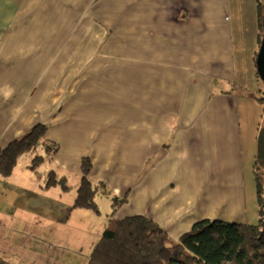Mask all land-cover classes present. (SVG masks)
<instances>
[{
    "label": "crops",
    "instance_id": "obj_1",
    "mask_svg": "<svg viewBox=\"0 0 264 264\" xmlns=\"http://www.w3.org/2000/svg\"><path fill=\"white\" fill-rule=\"evenodd\" d=\"M85 4L91 14L109 16L108 21L113 20L110 16L114 13L129 16L132 12L133 21L140 23V37H150L149 46L145 40L140 46L135 42V62L91 67L82 87L73 77L77 75L79 63L71 62L70 58L57 67H54L56 62L51 64L47 75L40 78L41 73L35 67L38 62L30 65L29 49L22 51L21 42L30 31L21 23H35L39 35L48 31L54 34V29H48L51 23L74 21L75 12ZM260 28L257 0H119L117 3L113 0H0V148L25 136L34 126L44 124L48 127L45 139L59 146V162H62L60 150L63 149L93 151L80 153L73 163L64 161V165L73 164L81 176L82 159H90L93 164L90 180L101 186H105L106 178L97 167L96 157L105 151L108 162L112 149L126 148L132 169L129 173L120 171L122 189L124 181L131 184L141 176L140 160L136 168V159L157 149L159 140H168L166 134L173 130L164 121L152 126L153 120L146 124L143 120L138 122L136 118H141L138 107L144 104L153 109L144 115L149 119H199V149L212 154L219 164L230 166L234 175L245 182V209L251 216L250 224H237L255 225L252 223H258L256 167L258 160L264 159V96L256 71ZM146 53L150 57L143 60ZM155 53L158 60L153 57ZM211 54L220 55L219 61H214ZM206 70L217 71L213 76L219 79L218 86L213 87ZM107 74L111 76L105 78ZM113 92L116 95H106ZM78 97L87 98L82 112L77 106ZM125 111L135 120L124 114ZM119 118H131L132 125L106 126V120L116 119L117 123ZM161 123L164 127H157ZM188 132L193 133L176 131L175 148L188 149L185 141ZM173 155L177 160L185 158L178 150ZM32 158L30 154L23 156L9 177L0 175V232L22 237L30 231L43 235L47 220L61 224L77 214L75 201L61 200L58 185L51 187L52 190L44 186L48 175L30 168ZM187 159L195 166L192 158L187 156ZM147 166L144 182L150 187L146 189L137 184L133 196L146 198L149 214L156 184L155 177L152 178L155 163L152 166L149 160ZM61 178L68 183L67 177ZM130 184L123 186L128 193L132 192ZM117 188L115 193H121ZM198 198L204 205L209 203L203 194ZM153 203L155 210L158 204L156 200ZM50 207H57L58 211ZM183 211L182 207L172 204L166 207L165 216L180 218V224L184 225ZM152 220L159 224L156 219ZM188 221L192 220L188 218ZM39 239L42 241L41 236ZM40 253L45 257L39 261L54 264H88L91 257L90 254L86 261L63 257L61 252L54 253L52 248L45 250V247Z\"/></svg>",
    "mask_w": 264,
    "mask_h": 264
},
{
    "label": "rangeland",
    "instance_id": "obj_2",
    "mask_svg": "<svg viewBox=\"0 0 264 264\" xmlns=\"http://www.w3.org/2000/svg\"><path fill=\"white\" fill-rule=\"evenodd\" d=\"M113 1L117 3L119 0ZM71 8L74 7L71 6ZM74 15L75 16L72 17L75 18L74 21L55 23V25L51 23L48 29L51 31L54 29V34H51V32L46 29L48 32L44 33V35L43 33L39 35L35 31V23H21L28 26L30 31L26 33L25 41L21 42L23 46L22 51L29 49L27 56L30 65L34 62H38L35 67L39 69L41 73L40 78L43 74L47 75V70L51 67V64L53 66L56 62L54 67H57L59 64L61 65L64 63L66 59L70 58L71 62L77 61L79 63L76 71L77 75L75 74L73 77L79 84V87H82L86 83L84 79L87 78L91 67L95 65L100 66L104 63L118 66L119 63L135 62V42L137 41L138 46H140V43H144L145 40L149 46L150 37H145L143 39L140 37L142 33L140 31V23L133 21L132 12L129 16H118L114 13L110 16L111 19H121L108 21L107 18L109 19V16L93 15L85 4L82 5L80 11L77 13L75 12ZM123 17L127 18L122 19ZM137 25L138 30H136ZM144 56L145 58L143 57V60L150 57V54L146 53ZM210 56L214 61H219L220 55L211 54ZM153 57L155 60L159 59L157 53L153 54ZM205 72L210 75V81L213 82V87L216 85L218 86L219 79L213 76L217 71L206 70ZM109 75L110 74L105 75V78ZM99 79L102 78L99 77ZM257 79L264 96V81L259 75ZM127 87L129 88V86ZM106 95H116V92L106 93ZM86 101L87 98L85 97L77 98V106H79L80 112H82L81 109H84ZM161 103L162 102H159L158 105L161 106ZM130 104L132 105L133 102ZM138 110L141 112V118H136L138 122L143 120V124H146L149 120H153L152 126L158 121H164V123L167 122L168 127L173 130L166 134L168 140H159L157 149L147 151L145 156L136 159V168L137 161L140 160L141 176L139 180L135 178L134 182L131 184L129 181H124L123 185L127 187V184H130L129 188H132V192L128 193V189H124L123 186L121 189L120 184V171L129 173L132 169V165L129 162L128 150L126 148L120 150L112 149L109 153L110 157L108 162L105 161V151H103V154L95 159L99 171H102V177L106 178L104 179L106 182H103L105 186H100V190L96 196L100 214H96L90 209L77 208V214L72 216L69 222L67 220V222L58 224V222L53 219L47 220L45 223L47 230L43 235H34V232L30 231V233H25V236L22 237L21 234L1 231L0 264H54L52 261H39L43 260L45 257V255L40 253L44 247L45 250H47V248H52L54 253L61 252V256L63 257L85 259L86 261L87 257L92 254L95 246L101 240L107 219L113 215L116 210L115 216L118 218L142 215L156 219L157 222L167 230L171 243L173 244H179L181 235L184 232H189L193 225L202 219L250 224L249 220L251 216L247 215L245 209L247 200L244 193L245 182L234 175L230 166L219 164L212 154H207V151L205 153L203 150L199 149L198 143L201 132L197 128L199 119H192V121H189L190 119L179 118L149 119L145 118L144 115L152 112L153 109H150V106H145L143 104V107H138ZM124 114L130 116L128 111H125ZM165 114L167 115L168 113L166 112ZM131 118H119L117 123L116 119H109L106 120V126H116L117 124L120 126L132 125ZM53 120L54 119H52V121ZM83 120L85 121V119ZM132 120L134 121L135 119L132 118ZM164 123L159 124L157 127L163 128ZM181 129L193 132L192 134L188 132L187 138L185 139L188 149L183 151H181L180 148L174 147L176 131L179 133ZM160 138L161 135H159V139ZM141 148H145L143 143H141ZM177 150L180 154L184 155L185 158L181 157L177 160L173 155ZM154 151L157 152L156 159H154L153 156ZM87 152L92 153L93 151L63 149L60 150V159L62 162H59L57 155H55L53 158L45 159L37 168L38 172L41 174L49 175L51 172L55 171L58 174V179L61 177L68 178V189L64 190L61 185L57 186V189L61 190L63 196L61 200L63 202L72 200V203H74L81 180L80 171H76L73 164L65 166L64 161L73 163L74 158L76 159L80 153L84 154ZM45 153L46 149H44V146H39L37 154L43 155ZM134 154L135 156L138 154L137 150ZM151 154L152 158L150 157ZM187 156L192 158L195 166L187 159ZM149 160H151L152 166L155 163V166L152 167V178L155 177L156 184L154 187V196L151 201L152 208L148 214V201L143 197L135 198L133 196V191L137 184H142L143 188L149 189V183L144 182L145 170L148 167L147 163H149ZM258 161L259 163L256 167L257 172L264 179V159L260 158ZM44 180V186L47 188V176ZM117 187L121 189V193H115ZM120 189L117 188V191ZM103 190H107L108 194L103 193ZM199 194H203L209 200V203L204 205L198 198ZM115 198H118L115 202L116 205H114ZM119 199H125L126 201L122 203ZM154 200H156L158 204V208L155 210L153 209ZM144 203L146 204L145 207ZM172 204L184 209V225L180 224V218H166L165 209ZM256 205H258L257 212L259 221L260 206L258 196ZM134 207H137L139 211ZM50 208H54L58 211L57 207ZM133 209L134 212H131ZM188 218L192 221L189 222ZM39 219L43 218L39 217ZM252 224L257 223L255 222ZM40 236L42 241L39 239ZM22 238L25 240L24 242H20ZM79 251H81V253L77 255ZM57 264H60V262Z\"/></svg>",
    "mask_w": 264,
    "mask_h": 264
},
{
    "label": "trees",
    "instance_id": "obj_3",
    "mask_svg": "<svg viewBox=\"0 0 264 264\" xmlns=\"http://www.w3.org/2000/svg\"><path fill=\"white\" fill-rule=\"evenodd\" d=\"M258 7L262 41L264 0H258ZM47 132L46 125L38 124L25 136L4 149L0 148V175L9 177L19 160L28 154L33 157L32 170H36L45 159L57 155L59 146L45 139ZM41 145L46 149V155L37 154ZM92 169L91 161L83 158L75 207L100 214L96 196L101 185L90 180ZM256 176L260 206L257 224L201 220L180 238L179 244H173L168 233L152 219L141 215L117 218L116 210L107 219L101 240L88 264H264V179L258 172ZM57 185L64 190L69 188L65 178L58 179L51 172L47 177V188ZM119 201L124 203L126 200Z\"/></svg>",
    "mask_w": 264,
    "mask_h": 264
},
{
    "label": "water",
    "instance_id": "obj_4",
    "mask_svg": "<svg viewBox=\"0 0 264 264\" xmlns=\"http://www.w3.org/2000/svg\"><path fill=\"white\" fill-rule=\"evenodd\" d=\"M257 72L260 78L264 81V12H263V38L261 47L256 60Z\"/></svg>",
    "mask_w": 264,
    "mask_h": 264
}]
</instances>
